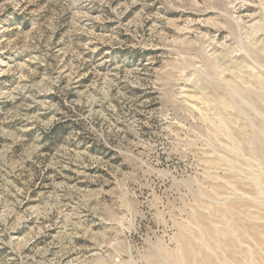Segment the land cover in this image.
<instances>
[{
  "label": "rangeland",
  "instance_id": "374dc122",
  "mask_svg": "<svg viewBox=\"0 0 264 264\" xmlns=\"http://www.w3.org/2000/svg\"><path fill=\"white\" fill-rule=\"evenodd\" d=\"M263 140L264 0H0V264H264Z\"/></svg>",
  "mask_w": 264,
  "mask_h": 264
},
{
  "label": "bare ground",
  "instance_id": "6f19581e",
  "mask_svg": "<svg viewBox=\"0 0 264 264\" xmlns=\"http://www.w3.org/2000/svg\"><path fill=\"white\" fill-rule=\"evenodd\" d=\"M264 141V140H263ZM262 145V144H261ZM261 150V149H260Z\"/></svg>",
  "mask_w": 264,
  "mask_h": 264
}]
</instances>
